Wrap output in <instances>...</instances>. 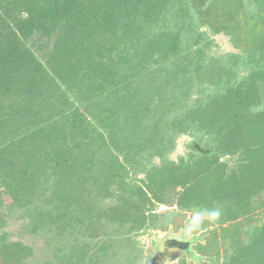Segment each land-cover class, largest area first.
<instances>
[{"label":"trees","instance_id":"trees-1","mask_svg":"<svg viewBox=\"0 0 264 264\" xmlns=\"http://www.w3.org/2000/svg\"><path fill=\"white\" fill-rule=\"evenodd\" d=\"M179 133L213 151L168 159ZM263 192L264 0H0V264H149L160 205L224 224ZM241 223L204 263L264 264Z\"/></svg>","mask_w":264,"mask_h":264},{"label":"rangeland","instance_id":"rangeland-1","mask_svg":"<svg viewBox=\"0 0 264 264\" xmlns=\"http://www.w3.org/2000/svg\"><path fill=\"white\" fill-rule=\"evenodd\" d=\"M204 44H207L204 48L208 57L227 56L229 53H244V49L236 47L232 43L231 37L224 32L216 33L209 29L208 36L203 45ZM198 87V82L192 83L188 94L192 95V99L188 100V104H193L194 100L200 97L199 95L209 94V92L200 94L197 91ZM198 141H202V146L204 148H209V150H212L214 147V143L210 139L204 137L203 140H201L189 134L179 133L174 137L173 147L166 153L167 158L178 162L182 156L189 158L192 154L195 156L202 154L194 145L200 143ZM161 162L162 157L157 156L152 158V164L160 165ZM142 175L140 171L135 172V177H142ZM106 202L110 204L113 201L106 200ZM254 204L257 205L258 208L250 219L249 217L240 218L239 220H234L235 222L230 221L224 224L216 222L214 219H211L208 214L200 213L197 210H187L177 205L168 206L162 204L156 210L158 213L162 214L159 227L135 233L133 235L135 241L134 251H132V253L138 252L144 254V258H141V260L143 263L147 262L149 264H180L182 261L189 262L187 264H211L209 262L204 263L206 259L209 261L208 259L210 257L218 260L219 263L220 259L223 260L227 256L226 247L220 243V236L224 234L222 227H229V225L234 226V224L236 225L237 221H239L242 222L241 225H239L241 231L245 232L249 225L264 223V192L254 199ZM184 231L189 238H197L193 249L194 253L188 255L183 251H177L170 256L158 250L157 240L165 239L168 235L180 236L184 234ZM120 256L122 257L123 255L120 254Z\"/></svg>","mask_w":264,"mask_h":264},{"label":"flooded vegetation","instance_id":"flooded-vegetation-1","mask_svg":"<svg viewBox=\"0 0 264 264\" xmlns=\"http://www.w3.org/2000/svg\"><path fill=\"white\" fill-rule=\"evenodd\" d=\"M198 142H200V143L194 144L197 149H199L201 152H208L209 151V148H204L202 146V141H198ZM167 237H166L167 238V245L161 247V248L166 249L163 252L166 255H170L171 254L170 256H172L177 251H183V252H185L188 255L194 253V250L193 249H194V246H195V242L197 241V238L196 237L189 238L188 236H186L185 231H184V234H182L180 236L168 235ZM175 239H177V240H175ZM179 239L183 241L182 243H180V246H179V244L174 243V242H179L178 241ZM160 243L161 244L164 243V239L157 240L158 250H160ZM171 246L176 247V248H170Z\"/></svg>","mask_w":264,"mask_h":264},{"label":"water","instance_id":"water-1","mask_svg":"<svg viewBox=\"0 0 264 264\" xmlns=\"http://www.w3.org/2000/svg\"><path fill=\"white\" fill-rule=\"evenodd\" d=\"M167 238H168V237H167ZM167 238L164 239V243H162V244L160 243V250L163 251V252H164L166 249L161 248V247L167 245ZM175 240H177V239H175ZM175 240H174V241H175ZM178 241H179V242H174V243H177V244H179V246H180V243H182L183 241L180 240V239H179ZM170 248H176V247L171 246ZM180 248H181V247H180ZM170 255H171V254H170Z\"/></svg>","mask_w":264,"mask_h":264},{"label":"clouds","instance_id":"clouds-1","mask_svg":"<svg viewBox=\"0 0 264 264\" xmlns=\"http://www.w3.org/2000/svg\"><path fill=\"white\" fill-rule=\"evenodd\" d=\"M210 215H211V216H218L219 213H218V212H212V213H210Z\"/></svg>","mask_w":264,"mask_h":264}]
</instances>
